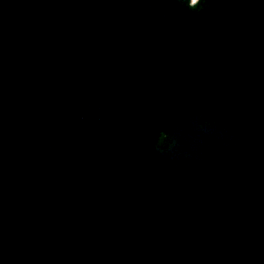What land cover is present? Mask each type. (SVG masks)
<instances>
[{
    "label": "water",
    "instance_id": "95a60500",
    "mask_svg": "<svg viewBox=\"0 0 264 264\" xmlns=\"http://www.w3.org/2000/svg\"><path fill=\"white\" fill-rule=\"evenodd\" d=\"M0 264H264V0H0Z\"/></svg>",
    "mask_w": 264,
    "mask_h": 264
},
{
    "label": "snow or ice",
    "instance_id": "6c2138e0",
    "mask_svg": "<svg viewBox=\"0 0 264 264\" xmlns=\"http://www.w3.org/2000/svg\"><path fill=\"white\" fill-rule=\"evenodd\" d=\"M193 2L195 3V0H193Z\"/></svg>",
    "mask_w": 264,
    "mask_h": 264
}]
</instances>
